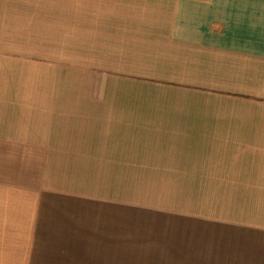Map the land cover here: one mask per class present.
Wrapping results in <instances>:
<instances>
[{"label":"crops","instance_id":"1","mask_svg":"<svg viewBox=\"0 0 264 264\" xmlns=\"http://www.w3.org/2000/svg\"><path fill=\"white\" fill-rule=\"evenodd\" d=\"M256 173L264 0H0V264H264Z\"/></svg>","mask_w":264,"mask_h":264},{"label":"rangeland","instance_id":"2","mask_svg":"<svg viewBox=\"0 0 264 264\" xmlns=\"http://www.w3.org/2000/svg\"><path fill=\"white\" fill-rule=\"evenodd\" d=\"M252 174L253 176L255 173H237V184H241V181L243 180V177ZM259 175V177L262 176V180H264V173H256ZM217 176V173H214V177ZM149 176L148 178H150ZM208 179V175L206 176ZM164 185L159 186V190L161 192H154L149 190L150 183L148 182V179L143 180L142 188H139L142 192H124L122 193V188L118 187L113 189L115 193L110 194H101L97 193L98 191H94L93 193V212L92 216H102L103 212H107L106 210H100V205H109L112 201H183V200H199V199H207V200H224V201H230V200H236V197L238 195H230L229 193H224V195L216 194V193H204L202 195H185V193H175L179 195H171L168 193H173L172 188L168 183L167 179L162 180ZM158 185L157 177H155V180L153 182V186ZM228 188V186H227ZM109 191V190H108ZM62 198H66V200H69L68 197L62 196ZM177 198L178 200H174ZM107 203V204H106Z\"/></svg>","mask_w":264,"mask_h":264}]
</instances>
